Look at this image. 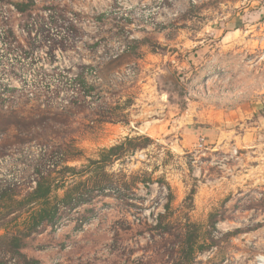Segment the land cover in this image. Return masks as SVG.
<instances>
[{"label":"rangeland","instance_id":"374dc122","mask_svg":"<svg viewBox=\"0 0 264 264\" xmlns=\"http://www.w3.org/2000/svg\"><path fill=\"white\" fill-rule=\"evenodd\" d=\"M48 164L107 185L0 264H264V0H0V186Z\"/></svg>","mask_w":264,"mask_h":264},{"label":"trees","instance_id":"16d2710c","mask_svg":"<svg viewBox=\"0 0 264 264\" xmlns=\"http://www.w3.org/2000/svg\"><path fill=\"white\" fill-rule=\"evenodd\" d=\"M26 7L25 3L15 4L18 13L24 12ZM140 140L149 141L148 138H125L121 143L103 150L98 160L89 163L87 173L92 175L103 169L105 165L107 166L111 159L119 160L141 149L143 146L138 144ZM55 169V165L49 164L46 167H35L34 184L21 199L16 197L18 195L10 188V185L0 186V253L7 254L9 257L16 255L23 258L21 250L24 247V241L37 234L42 227L55 226L59 222L61 216L59 207L70 204L72 192L88 187L103 190L107 185L104 180L93 182L85 180L72 190L67 189L63 196L59 197L57 195L59 188L52 178V175L57 173ZM68 169L74 171L73 168ZM26 264L38 263L35 260H27ZM181 264H189V262L185 261Z\"/></svg>","mask_w":264,"mask_h":264}]
</instances>
